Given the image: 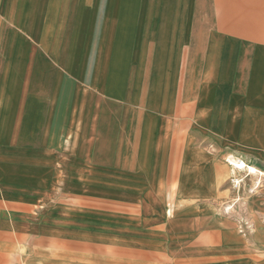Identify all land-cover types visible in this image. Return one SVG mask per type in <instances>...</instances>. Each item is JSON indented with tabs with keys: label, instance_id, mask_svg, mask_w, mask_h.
I'll list each match as a JSON object with an SVG mask.
<instances>
[{
	"label": "crops",
	"instance_id": "1",
	"mask_svg": "<svg viewBox=\"0 0 264 264\" xmlns=\"http://www.w3.org/2000/svg\"><path fill=\"white\" fill-rule=\"evenodd\" d=\"M68 28L74 37L184 41L186 124L194 114L204 121L208 117L217 126L221 137L217 144L224 154L264 170V0H0V264H91L99 259L88 254L91 248L127 260L134 257L131 253L151 249V242L133 229L50 220L37 208L49 195L44 192L47 173L35 178L24 163L37 161L36 150L50 143L56 127L65 125L66 111L75 124L76 113L82 111L77 108L75 46L68 62L49 64L50 31ZM111 56L113 62L116 55ZM125 68L115 64L99 68L105 94L120 91L116 86L126 76ZM119 94L123 99V92ZM174 147L169 164L177 175ZM194 148L187 141L186 165L192 167ZM245 177L248 183L256 178ZM246 188L251 184L238 186L234 218L218 219L213 242L217 255L203 254L207 258L203 262L264 264V187L257 193L250 189L251 196ZM218 191L225 195L227 189L218 185ZM35 244H41V253L31 251ZM51 246L72 251L55 252Z\"/></svg>",
	"mask_w": 264,
	"mask_h": 264
},
{
	"label": "rangeland",
	"instance_id": "2",
	"mask_svg": "<svg viewBox=\"0 0 264 264\" xmlns=\"http://www.w3.org/2000/svg\"><path fill=\"white\" fill-rule=\"evenodd\" d=\"M71 32L70 28L50 31L52 53L46 61L50 67L52 61L68 62L71 46H75L72 59L77 62L80 87L77 108L82 111L76 113L77 124L66 111L65 125L56 127L50 143L36 150L40 156L34 157L37 161L24 163L35 178L47 173L44 192L49 195L40 200L38 210L50 220L64 218L105 228H130L146 242H155L156 250L149 245L151 249L131 253L135 255L129 260L112 251L91 248L88 254L95 259L99 256L100 264H218L203 262L207 258L202 256L217 255L214 228L218 219L234 218L238 183L228 161L232 155L224 154L217 144L221 138L217 126L210 124L208 117L204 121L200 114L189 116L190 124H186L184 41L74 37ZM111 55H116L113 62ZM109 61L126 66V76L116 86L120 91H113V95L103 92V79L97 75L100 67L112 66ZM119 92H123V99ZM67 103L70 108V101ZM50 111L53 118L55 108ZM187 141L195 147L193 167L186 165ZM173 145L172 151L178 152L177 175L169 164ZM223 165L225 170L221 171ZM237 174L242 178L240 187L251 184L246 188L250 195V189L260 181L252 179L256 176L249 171ZM247 175L252 176L249 183ZM260 183L263 188L264 177ZM218 185L227 189L225 195H219ZM30 249L42 252L41 244ZM51 251L72 250L51 246ZM85 251L81 247L83 254ZM97 261L93 259L91 264Z\"/></svg>",
	"mask_w": 264,
	"mask_h": 264
},
{
	"label": "bare ground",
	"instance_id": "3",
	"mask_svg": "<svg viewBox=\"0 0 264 264\" xmlns=\"http://www.w3.org/2000/svg\"><path fill=\"white\" fill-rule=\"evenodd\" d=\"M229 165L232 167V174L235 176V181L239 184L241 183V176L238 177L237 171L239 172H247L249 171L251 174L256 176L257 181L262 182L263 177H264V171H262L258 166H254L251 163H248L244 160H239L234 157H230L228 159Z\"/></svg>",
	"mask_w": 264,
	"mask_h": 264
},
{
	"label": "built area",
	"instance_id": "4",
	"mask_svg": "<svg viewBox=\"0 0 264 264\" xmlns=\"http://www.w3.org/2000/svg\"><path fill=\"white\" fill-rule=\"evenodd\" d=\"M258 184H256V187L252 190V192H254L256 189L260 188L261 186V183L260 182H257Z\"/></svg>",
	"mask_w": 264,
	"mask_h": 264
}]
</instances>
